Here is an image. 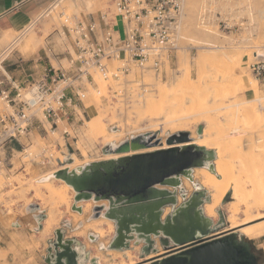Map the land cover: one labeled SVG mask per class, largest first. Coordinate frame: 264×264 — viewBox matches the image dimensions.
Returning a JSON list of instances; mask_svg holds the SVG:
<instances>
[{"label": "rangeland", "instance_id": "obj_1", "mask_svg": "<svg viewBox=\"0 0 264 264\" xmlns=\"http://www.w3.org/2000/svg\"><path fill=\"white\" fill-rule=\"evenodd\" d=\"M108 9H113V0H56L49 9L36 14L32 21L33 24L31 23L23 31L0 34V80H5L7 74L13 80H21L23 77L24 80H27L30 74L37 79L41 74L42 67L50 65L49 60L45 58L47 44L50 43L52 49L56 52L62 51V41L58 34V31H61L63 27L61 13L69 15L71 18L74 15L80 18L88 13H98ZM28 40L31 44H27ZM177 41L179 49L173 53L171 69L167 68L166 74H163L161 78L157 77L152 71L128 78L137 83L138 81L144 83L143 80H146L144 84L149 85L146 92H142L138 84L128 86L122 80L105 81L102 77L95 75L96 85L101 94L95 95L92 89L89 88L86 112L84 116L78 115L77 119L73 121V129L89 123L94 116L100 113L109 133H112L113 130L125 131L124 136L120 139L123 142L139 135L140 133L135 132V129H145L152 123L140 111L144 110V100L153 97L152 99L156 101L159 98L157 95H159L158 89L161 84H165L166 89H170L175 76H186V71L183 69L188 67V64H191L189 65L191 69L190 76L193 82L197 81L203 72L208 75L207 80L212 82L211 76L216 72V69L211 68L207 62L203 64L204 56L212 54L223 56L228 53L234 55L236 52L242 54L244 52L241 66L236 70V74L237 76L242 74L245 79L248 77L253 78L250 69V65L256 61L253 55L256 53L259 55L264 46V0H184V12ZM40 58H43V60H39ZM51 62L56 66L55 61L52 60ZM199 63L203 65V68H201L203 72H200L199 68L196 69V64ZM28 79L32 81L31 78ZM100 79L103 82H100ZM202 80L205 82L206 78ZM218 81H221V79L219 78ZM256 84L259 94L264 96V86L259 85L257 82ZM207 88L204 89L209 92ZM112 92L115 94L112 95ZM249 94L248 92L240 93L235 98H244L245 95L249 96ZM235 98L230 97L228 101H233ZM166 100H169V97H166ZM190 102L186 101V103ZM1 110L9 111V108L6 103L0 100ZM139 114L143 116L141 117ZM112 115L116 116L113 121ZM161 120L162 117L159 121ZM261 124L262 121H259V126ZM65 125L67 123H62L55 134L49 133L47 135L34 131L27 141L31 148L22 155L16 154L14 158L9 156L6 167H0V172L2 171L4 174L0 177V264H49L47 262L49 241L55 239V230L57 229L64 230L65 236L70 239L74 238L84 244L85 251L90 253L91 257L97 258L102 255V258H107L109 264H121L120 259L111 255L114 251L105 247L112 241L114 233L104 242L99 240V237L95 241L90 239L91 234L95 235L92 231L79 234L80 230L82 231L87 224L94 220H91L93 216L92 209L96 205L93 201L78 203V206L81 204L82 208L83 204L93 203L91 211H83L82 214L73 211L72 206L69 212H67L65 206H62L59 211L60 215L57 212L60 216H58V222L53 225L52 230L40 234L36 216L45 214L47 219V217L54 214L53 211H49L48 207H44L45 204L35 195L36 188L40 190V193H46L45 189L36 181V177L48 174L47 172L51 168L41 166L31 161L30 158H25V156L30 152L35 155L46 147L56 156V159L57 156L67 155V158H70L73 155L79 162V166H81L80 164L84 166L87 162L106 158L102 153V149L107 145L102 137L97 138L92 132L82 133L78 130L72 132L70 127L68 129L71 131V136H65L64 138L62 130ZM186 127H189L187 128L189 130H186L190 134L193 130L192 127H194L193 124L187 123ZM166 133H162L160 130L153 134H157L158 138L166 141V138L170 135V130ZM255 134L257 132L249 137L254 139L255 146H263L261 144L264 141L261 139V135H258L261 133ZM44 136H46V139H44ZM17 149L21 148L18 146ZM256 152L258 153V150ZM70 162L68 161V163ZM236 164L238 165V162ZM182 181L188 195H191L195 190L193 183L185 178H182ZM51 182L56 186L61 184L60 181L53 178ZM206 191L210 196L211 191ZM228 195L225 199L226 203L221 204L218 208L224 212L225 216L224 208L228 203L233 202V199H231L232 191H229ZM179 199V202H181L182 198ZM73 203L74 197L72 205ZM35 205H38L39 208L32 210L31 207ZM260 212L263 213L264 210ZM256 214L257 212L253 211V215ZM74 215L78 216L79 219H73ZM238 218L243 221L245 216L241 213ZM217 220L218 217L214 221ZM44 221H41L42 226ZM78 223L79 225H77ZM227 225L228 223L225 228H228ZM35 241L37 244L34 243ZM246 241L250 244L251 252H253L257 264H264V237L257 240L246 238ZM101 245L104 246V249L101 248ZM140 249V246L132 244V248L127 250L132 253V258L136 260L135 264H143L144 260L140 258ZM115 252L122 253L121 251ZM124 260L128 262L129 259L125 256ZM100 262L104 264L103 260H100Z\"/></svg>", "mask_w": 264, "mask_h": 264}, {"label": "water", "instance_id": "obj_2", "mask_svg": "<svg viewBox=\"0 0 264 264\" xmlns=\"http://www.w3.org/2000/svg\"><path fill=\"white\" fill-rule=\"evenodd\" d=\"M203 130L199 125L197 134L202 135ZM189 141L188 132H179L166 138L170 148L141 152L162 140L157 134L133 136L116 147L102 149L103 154L120 157L90 162L75 170L62 169L52 176L72 187L73 211L82 214L78 203L93 201L96 205L91 220L112 221L115 232L108 250L127 251L132 243L142 246L143 264H256L246 237L225 228L222 210H217V221L206 216L203 206L210 201L207 191L198 187L188 195L185 190L182 178L192 181L196 168L208 167L214 172L216 160L214 150L182 145ZM168 207L171 211L164 217ZM45 219V214L40 215V229ZM97 238L90 235L93 241ZM157 242L163 255H158ZM48 254L49 264H99L76 239H65L62 229L55 230ZM152 254L158 256L149 259Z\"/></svg>", "mask_w": 264, "mask_h": 264}, {"label": "bare ground", "instance_id": "obj_3", "mask_svg": "<svg viewBox=\"0 0 264 264\" xmlns=\"http://www.w3.org/2000/svg\"><path fill=\"white\" fill-rule=\"evenodd\" d=\"M27 44H31L29 40ZM214 51L216 52L217 50ZM231 54L228 53L223 56L212 54L203 57V64L207 62L211 68L216 69V72L211 76L212 82L207 80L208 75L202 71L203 65L199 63L196 64V69L199 68L200 72L203 73L197 81H192L189 66L191 64H188V67L183 69L186 71V76H175L170 89H166L165 84H161L158 89L159 95H157L159 98L156 101L152 99L153 97L144 100V110H140L152 123L145 129H135V132L142 135L153 134L160 130L162 133H166L170 130L171 135L179 132H188L187 130L189 129L187 128L189 127H186V124L192 123L194 127H192L193 130L190 132V141L182 145L195 144L208 150H214L216 152V160L214 161L215 171H210L208 167L196 168L193 170V180L185 179L191 181L195 189L201 187L211 191V199L204 204L203 209L206 216L214 220L218 217V208L229 196V191H232L231 199H233V202L228 203L226 208H224L228 223L227 229L231 231L237 230L246 238L257 240L264 237V212H260L264 210V142L261 144L263 146L257 147L255 146L254 139H251L249 136H252L256 132L257 134L261 133L258 135H261V139L264 141V96L259 94L256 84L258 81L254 77L255 80L250 77L245 79L242 77V74L241 76H237L236 74V70L241 66L244 52L243 54L241 52H236L234 55ZM261 54V52L259 55L258 53L254 54L253 58L257 59ZM249 56L251 55L249 54ZM204 78H206L205 82L202 80ZM219 78L221 81H218ZM143 81L145 83L146 80ZM100 82L103 81L100 79ZM217 82L218 84H216ZM205 87H208L209 92L205 91ZM246 92L250 93L249 96L245 95L244 98L240 99L235 98L238 94ZM166 97H169V100H166ZM230 97H234L235 99L228 101ZM186 101L191 102L186 103ZM140 111L139 113H141ZM139 115L141 116V114ZM102 117L99 113L89 123L75 127L73 130H78L82 133L92 132L97 138L102 137L106 145L118 146L123 142L120 139L124 136L125 131L113 130L112 133H109L107 126L103 123ZM115 117L113 116L112 121L116 119ZM160 117H162L161 121H159ZM259 121H262L261 126H259ZM199 125H203L204 130L202 135L196 136ZM127 132L129 131L127 130ZM248 137L250 138L249 140L247 139ZM168 148L170 146L163 139L160 145L142 150L141 152ZM257 150L258 153L256 152ZM104 155L106 156L105 160L120 157L115 154ZM53 158V162L56 161V156H53ZM57 159L61 161V165L51 168L48 172L45 171L48 173L46 175L41 174L42 176L36 177V181L45 189L46 193L42 194L36 188L35 195L45 204L44 207H48L49 211H53L54 214L45 219L40 234L44 231L49 232L52 230L53 225L58 222L59 211L62 206H65L67 212L70 211L74 197L72 187L62 179L53 177V173L62 169L75 170L83 165L80 164L81 166H79V162H77V159L73 155L70 158H67V155L57 156ZM68 161L71 162L68 163ZM237 162L238 165L236 164ZM53 165L55 166L56 164L53 163ZM52 170L54 171L52 172ZM3 175L1 171L0 177ZM52 178L60 181V186L54 185L51 182ZM103 203L106 204V202ZM80 205L79 207H81ZM92 206V202L83 204V211L90 212ZM31 209L34 210L33 207ZM170 211V207L166 208L165 215H168ZM253 211H256L257 214L253 215ZM241 213L245 216L243 221H240L238 218ZM39 217L36 216L38 221ZM73 219H79V217L74 215ZM114 230L112 221L100 218L87 224L82 231L80 230L79 234H86L87 231H92L96 237H99V240L104 242L108 237L113 235ZM40 237L42 236L40 235ZM34 243L37 244L36 241ZM157 244L160 250V254L158 255H163V249L158 242ZM33 246L36 247V245ZM31 247L29 246V248ZM111 255L120 259L121 264L136 263L130 251L122 253L114 251ZM158 255L152 254L149 256V259L155 258ZM125 256L129 259L128 262L124 260ZM106 259L102 258V255L97 257L99 264H101L100 260H103L104 264H109V261Z\"/></svg>", "mask_w": 264, "mask_h": 264}, {"label": "built area", "instance_id": "obj_4", "mask_svg": "<svg viewBox=\"0 0 264 264\" xmlns=\"http://www.w3.org/2000/svg\"><path fill=\"white\" fill-rule=\"evenodd\" d=\"M183 12L184 0H113V9L84 17L61 13L63 27L58 34L62 51L47 44L45 58L50 65L42 67L37 79L30 74L27 80H13L7 74L0 80V100L9 108L0 111V167H6L9 156L14 158L31 148L27 141L34 131L55 134L67 123L62 134L70 137L73 121L86 112L89 88L95 95L101 94L95 75L105 81L122 80L128 86L138 84L146 92L149 85L128 78L147 71L161 78L171 69L173 53L179 49ZM261 53L250 69L264 86V46ZM53 156L44 147L25 158L56 168L53 163L59 166L61 161L53 162Z\"/></svg>", "mask_w": 264, "mask_h": 264}, {"label": "crops", "instance_id": "obj_5", "mask_svg": "<svg viewBox=\"0 0 264 264\" xmlns=\"http://www.w3.org/2000/svg\"><path fill=\"white\" fill-rule=\"evenodd\" d=\"M51 3H54L53 0H0V34L23 31L32 23L35 15L42 10H47ZM42 229L43 226L40 230ZM65 239L70 238L65 236ZM54 240L50 239L49 245ZM89 257L93 258L90 253Z\"/></svg>", "mask_w": 264, "mask_h": 264}, {"label": "flooded vegetation", "instance_id": "obj_6", "mask_svg": "<svg viewBox=\"0 0 264 264\" xmlns=\"http://www.w3.org/2000/svg\"><path fill=\"white\" fill-rule=\"evenodd\" d=\"M54 253V252H53ZM255 262H256V264H257V260H256V258H255Z\"/></svg>", "mask_w": 264, "mask_h": 264}, {"label": "trees", "instance_id": "obj_7", "mask_svg": "<svg viewBox=\"0 0 264 264\" xmlns=\"http://www.w3.org/2000/svg\"><path fill=\"white\" fill-rule=\"evenodd\" d=\"M252 254H253V252H252ZM254 255V254H253Z\"/></svg>", "mask_w": 264, "mask_h": 264}]
</instances>
